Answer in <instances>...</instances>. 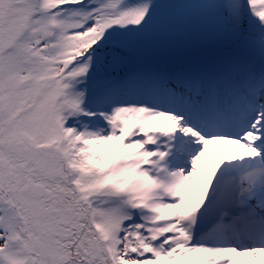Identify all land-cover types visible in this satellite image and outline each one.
I'll return each mask as SVG.
<instances>
[{
	"label": "snow or ice",
	"instance_id": "snow-or-ice-1",
	"mask_svg": "<svg viewBox=\"0 0 264 264\" xmlns=\"http://www.w3.org/2000/svg\"><path fill=\"white\" fill-rule=\"evenodd\" d=\"M0 264H264V0H0Z\"/></svg>",
	"mask_w": 264,
	"mask_h": 264
}]
</instances>
